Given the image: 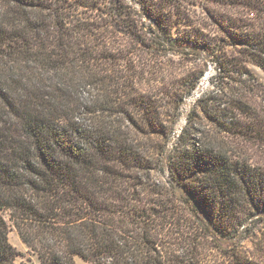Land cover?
I'll return each instance as SVG.
<instances>
[{"label":"trees","instance_id":"16d2710c","mask_svg":"<svg viewBox=\"0 0 264 264\" xmlns=\"http://www.w3.org/2000/svg\"><path fill=\"white\" fill-rule=\"evenodd\" d=\"M155 49L195 61L158 77ZM252 66L264 0H0V264L11 227L38 264H264Z\"/></svg>","mask_w":264,"mask_h":264},{"label":"rangeland","instance_id":"374dc122","mask_svg":"<svg viewBox=\"0 0 264 264\" xmlns=\"http://www.w3.org/2000/svg\"><path fill=\"white\" fill-rule=\"evenodd\" d=\"M135 6L139 9V11L141 10L137 4H135ZM197 15L198 16L201 15L200 10H197ZM145 52L146 53L143 54L144 58L142 59L144 64H146V66H144L146 71H148L149 73L151 72L152 74L157 75L158 77H160L161 74L163 73L164 75H169V76L171 74L172 77L179 76V74L181 75L186 69L192 67V64L195 61L193 56H185V55H181L180 53L177 52L173 53L169 50H164V49L163 50L155 49L154 53L148 51ZM251 69L253 70L259 81H261L264 84V71L254 66H252ZM207 77H208V71L203 77V82L200 83L199 90L206 86ZM198 92L199 91L197 90L195 93ZM189 98L186 99L187 100L186 104H184L183 102V104L181 105V114L174 126L173 131L177 130V128H179L183 124V120L186 121L187 109L189 108L190 103L193 102V100L195 99V98L194 99L192 98L189 99ZM185 110L186 112H184ZM166 163L167 161L165 160L164 165L162 164V166L168 178L167 175L168 170ZM245 226L248 227V232H251V233H246L251 235V237L249 236L250 239H257L259 242H262L260 244L264 243V219H262V221L259 220L252 221L248 224H245ZM243 236H245V232H243ZM8 239L9 242L21 253V256L17 257L16 259L17 262L23 261L26 264H38L36 255H34L33 252L21 241L15 228L11 227L10 232L8 234ZM75 264H90V263L84 262L80 258L76 257Z\"/></svg>","mask_w":264,"mask_h":264},{"label":"water","instance_id":"95a60500","mask_svg":"<svg viewBox=\"0 0 264 264\" xmlns=\"http://www.w3.org/2000/svg\"><path fill=\"white\" fill-rule=\"evenodd\" d=\"M131 1V3H134V1L133 0H130ZM138 7H140L139 5H138ZM140 12H141V10H140ZM145 18H146V20H148V17L147 16H145ZM198 94H199V92L198 93H194L189 99H194V98H196L197 96H198ZM188 99V100H189ZM186 101L187 100H185L184 101V104H186ZM184 112H186V110L184 111ZM184 123H185V121L183 120V124L179 127V128H177V130H175V131H173V133H172V135L170 136V138H169V140H168V147H167V149H166V151H165V154H164V157L162 158V164L164 165V162H165V160H166V157H167V154L169 153V151H170V149H171V147H172V144H173V142H174V140H175V138L178 136V134L180 133V131H181V129H182V127H183V125H184ZM167 173V172H166ZM167 175H168V173H167ZM168 178L170 179V177H169V175H168ZM172 181V183L175 185V187H176V189L178 190V191H180V192H182V189L173 181V180H171Z\"/></svg>","mask_w":264,"mask_h":264}]
</instances>
